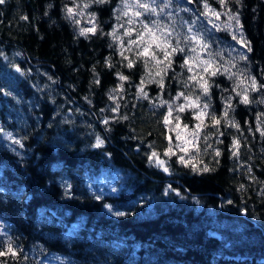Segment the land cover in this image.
<instances>
[{
    "label": "trees",
    "instance_id": "trees-1",
    "mask_svg": "<svg viewBox=\"0 0 264 264\" xmlns=\"http://www.w3.org/2000/svg\"><path fill=\"white\" fill-rule=\"evenodd\" d=\"M77 1L90 4L95 35L78 34L69 0L0 5V100L16 98L24 146L18 155L0 142V264H264V87L250 86L253 76L264 85V0H207L223 28L203 33L219 69L207 86L220 121V155L200 151L195 165L214 169L203 173L177 157L169 173L152 160L168 139L150 108L185 92L181 78L169 72L160 87L144 82L139 62L127 67L109 35L121 0ZM189 1L184 13L203 19L204 0ZM229 10L252 52L226 30ZM180 58L176 69L188 72ZM192 111L180 112L189 126ZM104 173H118L120 189L98 196L91 183Z\"/></svg>",
    "mask_w": 264,
    "mask_h": 264
},
{
    "label": "rangeland",
    "instance_id": "rangeland-1",
    "mask_svg": "<svg viewBox=\"0 0 264 264\" xmlns=\"http://www.w3.org/2000/svg\"><path fill=\"white\" fill-rule=\"evenodd\" d=\"M70 4L67 5L66 8H73L75 12L83 13V15L76 16L75 19H78L80 22L79 24H76L78 34L80 35V29L81 28H89L92 27V23H90V20H92V13L89 11V8H84V3L77 1V0H69ZM148 2H152L154 6H159L157 10L160 12V16L157 18L155 16H151L147 13L144 14L139 20H146L151 21L153 19H159L162 23V25H168L169 31L172 32V42L173 45L176 44V35L179 33V44L180 47L184 48V52L177 51L176 53H173L170 57L171 60V67L167 68L165 70V65L168 63V61H163V55L160 51H158L155 48V45L152 46L150 49V54L148 57H142L139 56L138 53L141 51V49L145 46L143 42H138V45H128L129 39H136V33L142 31L141 23L139 20H137L135 17H133L134 24L128 25L126 22L129 19V17H132L133 12L138 10L135 7L128 9V16L123 15V11L116 12V21L114 24V28L117 29L116 36L118 39H114L112 36L113 41L116 43V47L118 48L119 52H123V56L127 57L126 62L128 63L129 60L133 61V63L139 62L141 67L143 68L144 72V82L146 83H156L163 79V77L169 73V72H175L176 77L181 78L182 82L184 83V86L187 84V87L185 86L186 90L183 93L182 96L178 95L174 98V101L172 103H165L163 101L158 102L155 105L151 106V110H153L158 116V120L161 123V126L165 132V135H167L166 140V151L162 153L163 155H157L160 161H163L164 164L162 166H159L164 170L166 167L168 171H165L169 173V164L167 163L168 160H170L173 157H177L179 161L180 156H184L185 160L189 161V164H196L197 160L199 159L198 155L201 150H205V152H213L215 154V150L218 149V142L220 140V135L217 132L219 124H214L213 122V109L210 102V94L208 93L205 95L202 91V89L198 86L200 83H203L204 80H207L209 78L208 75H211L210 69L212 68L215 70L214 67V61L213 58V64L212 67L209 69L208 73L203 72V64L202 61L209 59V48L207 51H203L199 46L196 47V52H191L190 45L185 42L184 37L187 35H190L188 32V28H192L193 33L199 32L201 36L203 37V40L206 42L204 38V28L206 26L209 29L216 30L222 27V22L212 20L213 23L217 26L216 28L213 27V24L208 23V19H216L215 16H212L210 13L209 15L203 18V19H196L194 15L190 17L192 12L189 14L184 13V10L190 9L191 2L189 0H171V3L164 7V5L168 4V0H148ZM129 3L134 4V0H129ZM79 5V7H76ZM211 7V6H210ZM185 8V9H184ZM212 8V7H211ZM116 9H123L122 2H120ZM67 14V11H66ZM68 15V14H67ZM117 16L120 17V19H117ZM200 16V15H198ZM201 17V16H200ZM221 17V15H220ZM221 19V18H219ZM72 20V19H71ZM224 23L226 25H231L232 27L226 28V30L230 31L231 34H233V30H236L237 40L239 39V30L236 28L235 22L230 21L228 17L223 19ZM73 21V20H72ZM95 23L96 18H95ZM120 25H124V27H120ZM200 25V27H199ZM224 26V24H223ZM134 28L135 31L133 32L132 36H125L124 32L129 29ZM98 31V25L96 29V33ZM113 32V31H112ZM95 34H88V37ZM149 39L148 36L144 37V41H147ZM121 40L123 41V45L121 44ZM237 40H233L234 44L239 46L240 50H243L245 52L246 48L243 47L240 43L237 42ZM207 43V42H206ZM155 51L156 56L158 59L163 61V63L157 65L154 60L151 59V52ZM170 51V49H169ZM212 55V54H211ZM186 56V58H189V63L185 67L187 68L188 72H182L176 69V66L180 62V57ZM185 58V59H186ZM147 60L148 64L147 67H145L144 61ZM189 67L192 68V71L190 72L188 69ZM11 72V76H17L15 72ZM157 72H159V75H157ZM13 74V75H12ZM186 75L185 77H182ZM190 76H195L196 78L194 80H189ZM12 79V78H11ZM14 79V78H13ZM199 87V88H196ZM195 88V89H194ZM200 89L201 90V99H198L197 101L193 98V91ZM191 91V92H190ZM187 97V100L185 99ZM10 98H12V101L14 105L9 101V103H4L3 100H0V109H2L3 113L1 117L0 115V142L4 143L6 146H8L12 151H14L18 155L24 154V146L22 144L21 138L19 137V125L22 124V122L19 120V117L13 116L14 113H18L20 111V106L16 103V98L10 91ZM20 104H23L22 98L17 100ZM207 104L208 108L204 110V105ZM32 109V104H27ZM169 105L171 106V115H169ZM183 106V111H190V109L193 108V111L191 112V115L193 116V124L191 126L188 125V122H184L182 118L180 117V107ZM202 110H204L205 114L202 116L200 120H197L195 116L200 113ZM168 116L169 124L165 126L164 124V117ZM216 117V116H215ZM219 120L218 118H216ZM200 124V128L197 129L196 125ZM179 133L180 139H177V134ZM194 133H198V137H194ZM205 137H207V140H205ZM170 138V139H169ZM177 145L183 146L187 148V152H183L180 150ZM171 147V153H168L167 155L165 153L168 152V149ZM219 150V149H218ZM174 153V154H173ZM165 157V158H164ZM194 157V158H193ZM152 158V157H151ZM153 163H156V158H152ZM183 164V163H181ZM118 173H104L103 175H100L91 183V187L93 188V191L98 196H106L108 193H115L120 189L119 183L117 182V179L119 178ZM49 263L56 264V260L50 258L48 259Z\"/></svg>",
    "mask_w": 264,
    "mask_h": 264
},
{
    "label": "snow or ice",
    "instance_id": "snow-or-ice-1",
    "mask_svg": "<svg viewBox=\"0 0 264 264\" xmlns=\"http://www.w3.org/2000/svg\"><path fill=\"white\" fill-rule=\"evenodd\" d=\"M92 3H97V4H103V3H107L109 2V0H91ZM122 5H123V9H116L115 11L120 12L123 11V15L124 16H128V9L135 7L136 11L133 12L132 17H129V19L127 20V24L128 25H132L134 24V19L133 17H135L137 20H139V18H141L142 16H144L145 13L151 15V16H155V17H159L160 16V12L157 10V8L159 7L154 6V4L152 2H148V0H134V4L133 3H129V0H121ZM237 3L240 2V0H236ZM5 0H0V5L4 4ZM171 3V0H168V4L164 5V7H167L169 4ZM220 5L222 6H226V0H219ZM76 7H79V5H77ZM84 8H88L90 7L89 3L84 4L83 6ZM204 9L205 12L203 13V15H205L206 17L209 15V13L212 16H215L216 19L220 18L221 13L216 11L215 9H212L210 7V5L207 3V0H204ZM67 14H68V18L72 19L74 23L79 24V20L75 19L76 16L79 15H83V13H78L75 12L73 8L69 7L66 8ZM226 15H228V19L230 21H234L236 28L239 30V39L237 40V35H236V30H233V34H232V39L233 40H237L238 43H240L243 47H245L247 49L248 52H252V47H251V41H246L243 35V25L240 23V19H239V13H231L230 10L228 13H225ZM22 19L27 20L28 17L24 16L22 17ZM117 19L119 20L120 17L117 16ZM139 22L141 23V28L142 31L137 32L136 33V39H129L128 40V45H138V42H143L145 44V46L141 49V51L138 53L139 56L142 57H148L150 54V49L152 48L153 45H155V48L160 51L163 55V61H168V63L165 65V70L167 68L171 67V60L170 57L173 53H176L177 51L179 52H184L185 49L180 47L179 44V33H177L175 39H176V44L173 45L172 42V32L169 31V26L168 25H162L161 21L159 19H153L151 21H146V20H139ZM90 23H92V27L89 28H81L80 29V35L81 36H87L88 34H96V29H97V25L95 23V14H92V20H90ZM208 23L213 24V27L216 28L217 26L213 23L212 19H208ZM120 27H124V25H120ZM226 28H230L232 27L231 25H225ZM116 31L117 29H113L112 33H109V35H112L114 39H118V37L116 36ZM135 31L134 28H129L124 32L125 36H129L131 37L133 32ZM188 32L190 33V35H187L184 37V40L186 43H188L190 45V50L191 52H196V47L199 46L203 51H207V49L210 47L209 44H207L204 40L203 37L201 36V34L199 32L197 33H193L192 32V28L189 27L188 28ZM148 36L149 39L147 41H144V37ZM121 44L123 45V41L121 40ZM170 49V51H169ZM121 55L123 56V52H121ZM209 55V59L208 60H204L202 61L203 64V72L208 73L209 69L212 67L213 61L211 59V53L208 54ZM189 58H186L184 60V64L181 65V67H184L186 65H188L189 63ZM125 59H127V57H125ZM151 59L154 60L156 62L157 65L163 63V61H161L160 59L157 58L156 56V52L152 51L151 52ZM241 59L243 60H247L248 57L246 55H242ZM145 67H147L148 61L145 60L144 61ZM111 66V65H109ZM127 67L129 69L134 67V63L133 61L129 60ZM19 70V69H18ZM190 72L192 71V68L189 67L188 69ZM219 72V69L213 70L211 71V76H216L217 73ZM229 70L227 68L224 69V73H228ZM157 75H159V72H157ZM234 74H229V79L233 78ZM119 78L121 80H127L128 77L124 76V75H120ZM196 77L195 76H190L189 80H194ZM251 80V89L253 91L259 90L260 87H264V85H258L256 78L250 77ZM96 83H99V80H96ZM143 84V80H141V85ZM158 84L160 87H163V81L162 79L160 81H158ZM208 81L204 80L203 83H200L198 86L202 89L203 93L205 95H207L209 93V88H208ZM187 87V84L185 85ZM139 87V86H138ZM122 88V86H121ZM141 92H143V89L141 88ZM180 96L183 95V93L179 94ZM237 95H241L240 93H237ZM145 98H147V94L144 93ZM185 99L187 100V97H185ZM197 99H199V97H197ZM231 99V98H229ZM241 103H248V96H247V90H245L244 94L242 95V99L240 101ZM166 103V102H165ZM261 103H264V100L261 101ZM204 110H206L208 108V105L205 104L204 106ZM204 110H202L200 113H198L195 118L197 120H200L202 118V116L205 114ZM180 111H183V106L180 107ZM169 115H171V106L169 105ZM225 115H227V111H225ZM214 124H219V120L216 119L215 115H213L212 117ZM105 123H107V121H105ZM164 124L165 126H167L169 124V119L168 116L164 117ZM238 127V125H237ZM196 128L199 129L200 128V124L196 125ZM261 135L264 136V131L261 132ZM194 137H198V133H194ZM170 139V138H169ZM177 139H180L179 133L177 134ZM205 140H207V137H205ZM238 141L234 140L233 142V147L237 148L238 146ZM101 144H103V141L100 140L99 138H97L96 141V147L101 146ZM177 147L180 148L181 151L183 152H187V148L177 145ZM168 153H171V147L168 149V152L165 153L166 155ZM174 154V153H173ZM220 155L219 150H215V156L218 157ZM232 155L235 157L238 155V148L237 151H233ZM152 156L156 158V163L157 166H162L164 164L163 161H160L159 158L157 157V154L155 152L152 153ZM194 158V157H193ZM179 162L185 164V166H189V161L185 160L184 156H180L179 157ZM192 170L194 172H199V173H203V172H208V171H213L214 169H210L208 167V165H204L203 168H198L196 165H191ZM164 171H168V169L165 167ZM244 186L241 185V188H243ZM115 215H124V213L122 212H115ZM8 252H11L13 255H15L14 250L11 248V245H9ZM5 253L0 252V255H4Z\"/></svg>",
    "mask_w": 264,
    "mask_h": 264
}]
</instances>
